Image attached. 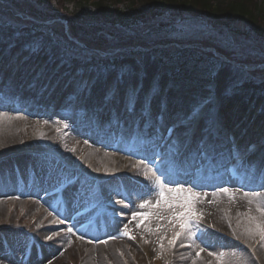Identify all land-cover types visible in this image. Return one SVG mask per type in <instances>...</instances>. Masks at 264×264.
Returning a JSON list of instances; mask_svg holds the SVG:
<instances>
[{"label": "bare ground", "instance_id": "1", "mask_svg": "<svg viewBox=\"0 0 264 264\" xmlns=\"http://www.w3.org/2000/svg\"><path fill=\"white\" fill-rule=\"evenodd\" d=\"M19 37L18 39L14 36L13 41H16L21 48L36 41L33 39L34 37H27V35H20ZM20 43H24V45H20ZM41 45L45 46L46 49L48 48L42 43ZM41 45L37 46V49L40 50L39 55L33 53L32 59L44 60L42 55L50 57V60L53 59L54 53L51 51L47 54V50H41ZM2 46L0 42V47ZM86 78L93 82L92 87H94V84H101L106 76L86 75ZM18 90L19 88H10L6 96L10 100L15 99V95L19 93ZM33 96L34 92L26 91L20 97V103L16 108H12L7 102L0 103V153L7 152L6 154L11 155L10 160H18L19 157L28 155L15 156L19 147L23 148L20 150L29 151L30 148L42 147L44 149L43 146H45L44 152L35 156L31 155L34 161L39 162L40 158L41 163L45 164V161L49 160L47 155H50L47 151H56L64 161L61 164L64 166L65 173L74 166L86 165L94 171L92 175L87 172L86 183H91L93 180L104 182L102 184L104 188L102 196L121 198L127 207L119 208V214L112 212L104 214L107 209H100V214L96 215L91 224L82 227L79 226V221L91 217L95 210L92 209L88 214L81 217L73 212L77 208L79 210L80 207L89 205L85 200L86 193L77 192L75 185L61 188L53 193L52 190L58 188H49L47 184L50 183V179L47 174L42 175V173H38L36 175L37 180H33L28 187L17 183L4 184L0 187V208L8 207L11 204L12 218L10 222L13 223H8L13 226L28 228L31 234V242L25 251L23 249L22 251L16 250L15 256H12L11 253L3 249V241L0 239V264H156L159 262L152 258L151 252L153 250L151 248L152 243L160 244L155 242L158 240L157 235H155L156 230L152 227L151 231L148 230L149 228L137 227L140 219L134 220L132 218L134 212L150 211L148 208L140 209L139 204L151 194L145 195L153 178H139L132 175L129 170L133 168V165H139L138 169L146 172L152 164L150 162L147 164L140 163L142 160L127 153L123 148L122 156H119L109 155L102 146L86 147L83 141L79 140V137L87 135V132L84 130L82 121L79 122V119L75 118L71 112L74 106L71 102L62 100L55 107L52 104V96L46 100L44 97H40L36 104L33 102ZM172 96V103L174 104L185 102L187 99L192 101V96L187 93L182 95L172 93ZM61 124L66 129L61 128ZM77 126L79 128H76ZM48 133L49 137H44ZM21 138L23 139L18 141ZM103 161L109 163L104 164ZM100 166L103 169L99 168ZM31 170L34 171L35 169L32 168ZM135 173L137 174V172ZM171 178L184 185L185 188L188 184L199 185L195 189L201 194L200 199L195 204L197 213L213 215L214 222L215 220L218 222L219 212L227 209L225 216L229 219L222 220L224 227H230L232 225L231 219L241 215V211L238 212V202L244 196L256 197L257 205L264 207V180L257 184L252 180L248 182L237 176L226 177L224 175L197 181L191 180L189 176L179 178L171 176ZM145 182L147 184H143ZM223 187H227L229 192L219 191ZM46 191L51 192V194L43 196ZM220 200H226L228 204L226 203V206H224L225 204H218L216 207L217 215L213 208ZM103 201L100 202L101 207ZM219 207L221 208L220 211ZM8 212L6 214L0 213V215L8 216L10 214ZM56 217H59V222L54 223ZM202 219L208 225L211 223V220ZM243 225L248 231L252 229V231L257 232L251 224L243 222ZM67 226L72 229L71 233L63 231ZM220 228L223 226H219L217 229ZM194 230L197 232L194 241L187 239V234H184L185 240L182 236L183 241L179 238L175 246H168L170 255L166 257L164 264H223L224 261H219L218 253L222 250L220 247L225 246L228 252L236 250L237 243L231 240L232 237L238 239L236 229L227 232L231 239L223 237L228 244L220 239H215V234L208 229L200 230L198 228ZM125 231L130 232L137 242L141 240L144 250L135 251L134 245L130 243L133 240L123 235ZM48 236H52L53 239H45ZM110 237L116 238L110 239ZM239 242L247 244L252 250L257 247L253 242H241V240ZM259 244L261 247L260 254L263 256L264 244ZM181 245L185 246L181 247ZM197 252L200 253L199 257L196 256Z\"/></svg>", "mask_w": 264, "mask_h": 264}, {"label": "rangeland", "instance_id": "2", "mask_svg": "<svg viewBox=\"0 0 264 264\" xmlns=\"http://www.w3.org/2000/svg\"><path fill=\"white\" fill-rule=\"evenodd\" d=\"M260 1H264V0H260ZM178 17H181L179 20H177V22L174 23V26L176 28H168V24L165 25V23H163L162 27L163 29L165 28L167 31H170V35L173 38L176 39H181V38H185V39H190V40H195L197 41L201 46H203L205 51H209L212 54L217 53L220 51H222V53L232 59H236L237 58V53H231V51L233 50L232 47L235 46L237 44V42H241L240 36H239V32L244 28L243 24H240V22H234L231 21L229 22L228 19L226 18H221L219 20H215V22H211V18L206 16L204 17L203 15H198V16H194L191 13H187V14H183V13H178L177 15ZM199 19V20H197ZM12 21V20H9ZM163 22V21H162ZM220 24L222 29H221V33H217L213 27L214 25ZM170 27H173V25H170ZM19 35H27V37H34L33 39H36L35 42H32V45L35 46L34 44L37 43L38 45H41V43L43 45H46L48 48L45 50H47V54H49V52L52 51V49L54 50V56L53 59L54 61H61V62H66L69 63L73 66V68H77L80 67V69L82 68H90L92 67L93 69H97L98 71H103V70H112V68H114L113 66H106L101 67V66H96L95 63H93L91 66L89 65L88 60L87 61H82L79 62L77 59H69V57H67L64 54V51L62 50L63 47L61 45L56 44L53 40L50 39V37L48 35H46L43 31L39 30V29H34V28H30L28 26L25 25V27H21L19 29H13V28H8L6 27V25H1L0 24V42L1 45L4 46H13V47H17V42L13 41V37L15 36L16 38H20ZM213 35V36H212ZM225 36H227V39L225 38ZM160 37H163L160 36ZM64 39V38H63ZM61 39L62 43L68 44L69 42L66 40ZM155 39V38H154ZM27 40V39H26ZM34 43V44H33ZM24 43H20V45ZM109 43H105L104 46L106 48H109ZM19 47V46H18ZM27 50H29L31 53L37 52V49L32 47L31 45L27 44L26 45ZM45 47V46H44ZM42 49V48H41ZM151 51H145L143 54H141V56H137V57H125V58H120V59H114V58H109V55H105L103 57H106V61L110 60V61H115L117 60V64L119 65V68L117 69V71H127V70H135L137 77L134 78V82L137 85L139 83V85L141 84V79L147 78L148 80H150V77L155 75V70L158 67V62H156V57L153 58V55L151 54ZM53 55V54H52ZM52 57V56H51ZM217 60H219V62L217 60L212 61L211 64L213 65V67L215 66V74L214 77L212 78V80H214V83H211L213 87H211V89L216 90L217 87L220 88V90H218V96H215V93H213L211 95L210 98H216V97H220V96H229L228 97V103H224V105L222 106L223 109H227L228 107L231 109V104L234 106H238L240 109L244 106H246L247 100L249 98H254L255 102H259L261 106L264 107V96L262 93L259 92V90L253 86V87H249V85L247 84L249 81V76L247 75V73L244 71V69L240 68L239 66L231 63L232 61H230L229 59H224L222 57H220L219 55L216 54ZM45 58V56H44ZM50 58V57H48ZM86 58V56L82 57V59L84 60ZM46 59V58H45ZM49 60V59H48ZM239 61V60H237ZM218 63H222L220 65L217 66ZM106 65V64H105ZM52 66V65H50ZM90 66V67H89ZM217 66V67H216ZM112 74V73H111ZM116 73H113V76H116ZM168 79V78H167ZM173 89L170 90V93L167 95H163L161 97V100L164 101L166 103V105L169 107V110L172 114H186L188 108H190L192 105H194L195 103L199 104L202 102L201 99H205L203 98V94L201 93L200 90H198L196 88V84L189 82L187 80H180V79H173ZM134 84V83H133ZM132 84H127L124 85L123 87H121L120 89V93L124 94L125 91H127L129 89V87ZM165 86V85H164ZM152 89H147L146 94L148 96H152ZM23 91H25V89H23ZM154 91V90H153ZM172 93L175 94H188L189 96H192V101H189L188 99L185 102H177L176 104L172 103ZM160 96H156V98H159ZM170 97V98H168ZM172 97V98H171ZM36 98V97H35ZM141 98H145V97H141ZM230 98H235L236 102L234 103V99L233 102H231ZM142 101V99H141ZM80 102V101H79ZM227 104V106H226ZM157 105V104H155ZM247 110V108H246ZM211 111H213V109H205L204 114L205 115H210ZM90 117V115H88ZM207 121V120H206ZM205 121V122H206ZM64 126L61 124V128H63ZM44 137H49V133L47 135H45ZM23 138L18 139V141H21ZM79 140L82 142V137H79ZM84 144V142H83ZM28 147V146H27ZM44 149L42 147H39L37 149H33L30 148L31 150H34V152L36 153H40V152H44V150H46V147L43 146ZM19 147L16 151L17 153H25V150H20ZM28 148V149H29ZM1 149V148H0ZM39 149H43V150H39ZM20 150V151H19ZM28 151V150H26ZM10 152V151H9ZM5 153H0V158H8V155ZM57 155H59L56 152H53ZM104 164L109 163L103 161ZM44 165V164H42ZM104 166V165H102ZM100 166L99 168L103 167ZM78 167H81L80 165H78ZM83 171L89 172L91 173V175L94 173L93 170H90L88 168V166L86 165H82ZM108 168H111V166H108ZM39 171H45L46 169H48L46 166H42L38 167ZM137 170H129V172L137 177V174L135 173ZM80 174V172H79ZM150 174V172L148 173ZM144 175V173L142 174ZM103 190V189H102ZM248 193V192H246ZM157 198V193L154 192L153 196H151L148 200H151L152 203H155L154 200ZM249 201H251V203H249ZM258 200L256 199V197H249L247 195L244 196L241 200H239L238 202V212L241 211V215H239L238 217H235L234 219H231L232 221V225L230 227H224V223L222 220H226L229 219L227 216H225V212L227 211V209H223L222 212H219V216H218V222H214V219L212 218V216L207 215L206 220L210 221L211 223L208 225H206V228L209 231H212L214 233V231L219 232V234H215V239L217 240H222L225 244L226 243L224 240L229 237L228 232L231 229H236L237 231V247L235 251H231L228 252V250L225 249V246L220 247L222 250L219 251V253H224V256L221 258H219V261H224L223 264H256V263H252L251 260L249 259V246L245 243H241L238 244L239 241L241 240V242H253L254 244H256V248H254V253H253V258H255V260H259L262 264H264V255L262 256V254H260V244H264V240L261 239L259 232H254V231H248L247 228L243 225V222H246L248 224H251L252 226L255 227V222L253 220L250 219V217H254L256 218L257 221L264 219V213L259 212L258 209V205H257ZM223 203V204H222ZM227 201L226 200H220L216 203L215 207L213 208V211L216 212L215 214L218 215V212L216 210V207L218 206V204L220 205H224L226 206ZM228 204V203H227ZM119 205V203H118ZM122 205V204H120ZM10 205L5 206V207H1L0 208V213H4L6 214L7 211L10 212V214L8 216H1L0 215V239L4 242L5 245V250L9 251V252H17L18 251H24V249L27 247V244L29 242V238L27 237V234L25 233L24 229L28 228H20V229H12L9 228L10 225L8 222H10L11 220V210L10 209ZM123 208V206H122ZM218 209V208H217ZM151 211V209H150ZM220 211V210H219ZM8 212V213H9ZM228 213V212H227ZM161 215L165 216L166 218L164 220H159L156 218V216L151 217L150 219L146 220L144 222L143 225H141L140 227L144 228H151L155 229L157 228L158 225H162L161 230L160 231H156L155 235H157L158 240H156L155 242L160 243V237L164 236L166 237L163 241L164 244V248L163 250L159 247V244H151V248L153 249L152 252V258L153 259H157L159 262H157L156 264H164V261L166 259L167 256L170 255V251H169V243L168 241L172 238V236L174 235V231H179V227L176 226L175 228L168 223L167 220V216L169 215V213L167 212H162L160 213ZM8 217V218H7ZM231 217V216H230ZM138 219H140L138 217ZM8 220V221H6ZM4 223H6V226H4ZM13 223V222H10ZM9 225V226H8ZM219 226H223V228L217 229ZM24 227V226H23ZM200 230H205L201 227H198ZM240 231V232H239ZM186 234V233H185ZM182 236L184 237V234H182ZM182 236L180 237V239L182 240ZM225 239H223V237ZM185 240V237H184ZM216 240V241H217ZM233 240V239H232ZM183 241V240H182ZM235 241V240H233ZM131 243V242H130ZM259 244V246H258ZM134 245V250L135 251H140L144 250L143 249V244L140 241H138L136 244ZM223 245V244H222ZM155 246V247H154ZM228 252V253H226ZM218 253V254H219ZM99 260V259H98ZM153 264V263H152Z\"/></svg>", "mask_w": 264, "mask_h": 264}, {"label": "trees", "instance_id": "3", "mask_svg": "<svg viewBox=\"0 0 264 264\" xmlns=\"http://www.w3.org/2000/svg\"><path fill=\"white\" fill-rule=\"evenodd\" d=\"M19 13L36 19L30 22L34 25L40 22L38 20L67 19L74 38L91 41L89 36L92 35L90 47L95 45L101 49H106L105 43H109L110 48L127 46L122 43L124 40L130 46L133 42L145 45L151 41L147 38L153 34L154 27L143 34L146 28H133L137 23L156 18L160 22L162 18L176 20L178 13L208 16L211 22L221 18L240 21L247 27L246 34L241 32L245 41L260 43L264 38V2L258 0H98L91 4L85 0H0L1 16L14 17L16 14L17 17ZM47 27L54 35L64 34L60 22ZM178 53H181L179 49ZM194 68L192 79L200 75Z\"/></svg>", "mask_w": 264, "mask_h": 264}, {"label": "snow or ice", "instance_id": "4", "mask_svg": "<svg viewBox=\"0 0 264 264\" xmlns=\"http://www.w3.org/2000/svg\"><path fill=\"white\" fill-rule=\"evenodd\" d=\"M54 40V38H50ZM210 75H214V70H210ZM215 133L220 132L219 121L215 118L212 119L211 124L208 128V141H205L206 149H214V145L210 143ZM236 148V155H238L241 159H243V153L240 152L239 146L234 145ZM178 155V154H177ZM175 159V157H174ZM159 162L163 164V160L160 159ZM140 163L147 164L148 161H141ZM45 164L48 168L49 176H55L58 179L63 178L66 180L65 188L68 186H74L76 183H79L78 177L71 176L70 178L65 176L64 166L61 164L59 160L52 158L50 160H46ZM139 165H133V168H137ZM151 173L152 177L155 178V186H148V191L145 195H148L152 192L157 193V198L155 203H152L151 200L144 199L139 204L140 209H151V211H137L133 213L132 218L135 220L138 217L140 218V223L137 227H140L144 224V222L150 219L153 216H156L159 220H164L166 217L161 215L162 212H167L169 215L167 216L168 223L171 224L174 228L176 226L179 227V231H174V235L168 241V243L172 246H175L176 241L182 236V234H187V239L195 240L197 236V232L194 229H198L199 227V214L195 209V204L200 199V192L195 191L199 185L196 184H188L187 188L184 185H181L178 181H175L171 178L169 174V168H157L155 165H151L148 167V170L144 173L145 178H148V173ZM62 180V182H63ZM172 185H175L174 187ZM79 191V190H77ZM219 191L227 193L229 189L227 187L220 188ZM206 195V194H205ZM116 203H123L122 201H116ZM251 203V201H249ZM127 207V205H124ZM259 212L264 213V207H258ZM123 214V213H121ZM251 220L255 222V229L259 232L260 237L264 240V219L257 221L256 218L250 217ZM162 225H158L156 231L161 230ZM151 231V228L148 229ZM69 233L72 232V229H67ZM252 231V229H249ZM123 235L127 236L129 239L134 240L135 237L131 235L130 232L125 231ZM116 237H110V239H115ZM166 237H160L159 247L163 250L164 244L163 241ZM45 239L51 240L52 236L45 237ZM146 243L148 241H145ZM106 243V241H105ZM185 245H181L184 247ZM211 255H217L216 253H210ZM200 253L197 252L196 256L199 257ZM224 253H219V257H223Z\"/></svg>", "mask_w": 264, "mask_h": 264}]
</instances>
